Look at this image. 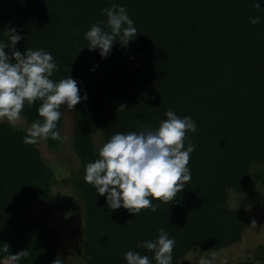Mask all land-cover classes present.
I'll list each match as a JSON object with an SVG mask.
<instances>
[{
  "label": "trees",
  "instance_id": "obj_1",
  "mask_svg": "<svg viewBox=\"0 0 264 264\" xmlns=\"http://www.w3.org/2000/svg\"><path fill=\"white\" fill-rule=\"evenodd\" d=\"M113 4L127 9L138 34L127 46L117 38L102 58L84 34L92 24L107 30L102 10ZM11 28L23 37L16 50L51 53L59 67L51 79L70 76L87 94L73 110L74 149L85 166L100 158L94 126L105 144L116 133L158 128L168 109L196 122L187 133L195 147L191 181L169 205L153 200L156 212L111 210L83 177L75 182L85 208V264H127L130 250L156 264L138 244L155 240L160 228L176 242L172 264H182L190 244L220 248L240 238L248 221L226 207L228 190L264 182V0H0V43H10ZM39 106L21 113L30 125L42 120ZM26 135L0 121V258L28 250L18 264H52L57 231L29 217L34 199L50 195L51 170L38 147L23 142ZM256 259L264 261V244Z\"/></svg>",
  "mask_w": 264,
  "mask_h": 264
},
{
  "label": "clouds",
  "instance_id": "obj_2",
  "mask_svg": "<svg viewBox=\"0 0 264 264\" xmlns=\"http://www.w3.org/2000/svg\"><path fill=\"white\" fill-rule=\"evenodd\" d=\"M253 6L261 8L259 2ZM102 12L107 17V30L101 24H92L84 35L89 51L98 48L100 56L106 58L117 38L122 46H127L138 30L125 7L113 4ZM259 22V17L250 20L253 25ZM6 35L10 43H0V121L7 120L15 127L22 121L25 106L31 107L39 101L37 111L42 120L32 122L23 142L36 145L49 138L62 142L64 138L56 131L60 109L67 105L68 110H74L82 100L88 99L87 94L80 95L77 81L70 76L58 82L51 79L59 70L51 53L43 49H26L21 53L16 45L23 37L14 28L8 29ZM5 49L11 51L6 53ZM123 109L125 106L120 105L117 110ZM165 115L167 119L156 129L145 126L139 132L116 133L99 149L100 158L86 165L85 182L93 186L98 195H106L111 210L123 207L135 216L144 209L156 212L159 204H154L153 200L169 205L191 181L188 164L195 147L187 133L197 131L196 122L189 116L179 117L171 109ZM255 223L253 221L252 225ZM175 244L165 229L160 228L155 240L143 241L138 247L153 252L156 264H172ZM8 250L6 246L4 251ZM28 255V250H21L8 259L18 264ZM125 259L127 264H150L148 256L131 250L125 253ZM52 264H62L61 259L56 258ZM201 264H213V260L203 259Z\"/></svg>",
  "mask_w": 264,
  "mask_h": 264
},
{
  "label": "rangeland",
  "instance_id": "obj_3",
  "mask_svg": "<svg viewBox=\"0 0 264 264\" xmlns=\"http://www.w3.org/2000/svg\"><path fill=\"white\" fill-rule=\"evenodd\" d=\"M64 118L60 134L64 138L58 146H50L41 140L36 147L51 170L50 195L36 197L29 208V217L34 221L50 225L57 231L60 246L57 257L62 264H85L83 254L85 208L77 193L75 182L85 176V163L74 149V112L64 106ZM22 115V114H21ZM11 128L25 130L31 125L22 115V121ZM97 145L102 147L103 136L99 127H93ZM226 207L239 210L247 218L238 240L220 248H204L200 244H190L179 257L182 264H201L203 259L213 260V264H264L257 260L259 246L264 244V182L252 179L241 189H229ZM255 221V226L252 222ZM0 264H13L8 258H0Z\"/></svg>",
  "mask_w": 264,
  "mask_h": 264
}]
</instances>
